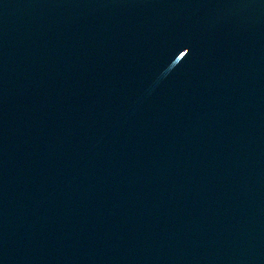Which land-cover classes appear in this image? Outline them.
Returning <instances> with one entry per match:
<instances>
[{"label": "water", "instance_id": "1", "mask_svg": "<svg viewBox=\"0 0 264 264\" xmlns=\"http://www.w3.org/2000/svg\"><path fill=\"white\" fill-rule=\"evenodd\" d=\"M0 264H264V0H0Z\"/></svg>", "mask_w": 264, "mask_h": 264}]
</instances>
